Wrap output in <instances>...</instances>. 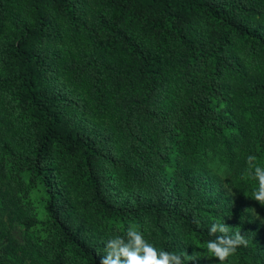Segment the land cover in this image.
<instances>
[{
	"label": "trees",
	"instance_id": "trees-1",
	"mask_svg": "<svg viewBox=\"0 0 264 264\" xmlns=\"http://www.w3.org/2000/svg\"><path fill=\"white\" fill-rule=\"evenodd\" d=\"M249 155L264 0H0V264H100L130 227L219 264L215 222L248 241L225 264H264Z\"/></svg>",
	"mask_w": 264,
	"mask_h": 264
},
{
	"label": "clouds",
	"instance_id": "clouds-1",
	"mask_svg": "<svg viewBox=\"0 0 264 264\" xmlns=\"http://www.w3.org/2000/svg\"><path fill=\"white\" fill-rule=\"evenodd\" d=\"M255 161V156L247 157L248 175L257 182L252 199L264 206V167L256 165ZM208 231L215 238L206 242V250L219 264H225L239 246H247L245 234L242 235L241 231L229 234V227L224 222L213 223ZM104 253L100 257V264H184L181 255L156 248L144 238L141 231L132 227L124 235H111L105 242ZM184 255L189 261H196L198 253Z\"/></svg>",
	"mask_w": 264,
	"mask_h": 264
},
{
	"label": "rangeland",
	"instance_id": "rangeland-1",
	"mask_svg": "<svg viewBox=\"0 0 264 264\" xmlns=\"http://www.w3.org/2000/svg\"><path fill=\"white\" fill-rule=\"evenodd\" d=\"M264 158V156H263ZM217 167L216 164L211 165V167H209L210 171L215 175V178L218 179V181L223 180L224 182V177H223V173L221 171L215 170V168ZM225 184V182H224ZM40 189L38 187H34L30 190V198L32 199L33 203L35 204V206L39 209L40 208V201H39V194H40ZM254 203L251 200H245V207L247 208V216L249 218H251L252 220H254L255 222H258L260 224H262L264 226V218L257 215V213L254 210Z\"/></svg>",
	"mask_w": 264,
	"mask_h": 264
}]
</instances>
